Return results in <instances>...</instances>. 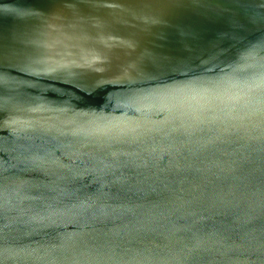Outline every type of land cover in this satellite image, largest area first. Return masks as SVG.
Instances as JSON below:
<instances>
[{
    "label": "water",
    "instance_id": "1",
    "mask_svg": "<svg viewBox=\"0 0 264 264\" xmlns=\"http://www.w3.org/2000/svg\"><path fill=\"white\" fill-rule=\"evenodd\" d=\"M0 264H264V0H0Z\"/></svg>",
    "mask_w": 264,
    "mask_h": 264
}]
</instances>
